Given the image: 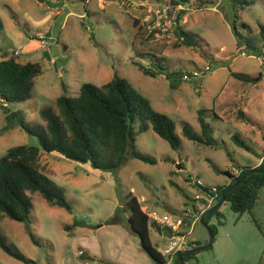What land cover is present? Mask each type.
<instances>
[{"label": "rangeland", "instance_id": "rangeland-1", "mask_svg": "<svg viewBox=\"0 0 264 264\" xmlns=\"http://www.w3.org/2000/svg\"><path fill=\"white\" fill-rule=\"evenodd\" d=\"M128 1L0 0V56L3 49H18L19 61H38L41 65L31 96L25 101L7 102L10 110H21L31 124H44L39 110L54 103L62 82L66 93L76 95L82 82L101 85L115 71L174 121L179 136V144L173 148L150 125L137 131L136 148L155 157L156 162L127 157L113 171L91 168L56 151L42 150L40 169L63 188L71 211L48 203L38 192L29 194L30 225L39 244L32 242L23 222L0 214V231L6 241L36 264H103L108 260L125 264L119 259L126 243L133 246L131 253L135 247L151 264L128 224L129 210L123 207L128 192L139 198L146 212L180 217L185 231L189 230V241L204 235V244L207 228L199 218L193 220L194 211H186L200 203L195 199V193L202 194L197 182L209 186L226 183L230 176L220 170L236 169L237 173L238 165H251L262 152L264 60L259 51L264 40L259 26L264 23V0H252L245 8H235L231 0L184 3L186 12L180 23L193 37L191 45L178 44L173 27L161 31L163 19L156 10L168 0L143 4ZM195 1L205 5L196 8ZM233 18L251 46L237 44ZM132 60L149 68L160 62V69L172 74L162 78L144 73ZM194 70L199 74L194 75ZM199 108L204 109V118L212 128L207 143L182 133L184 123L201 132ZM240 109L246 112L245 119H254L253 126L239 117ZM5 123L0 106V154L14 144H37L36 136L18 125L1 131ZM234 133L247 148L235 141ZM259 193V201L242 213L224 201L219 214L209 220L216 226L213 242L188 257L186 264H264V185ZM74 220L78 224L64 227ZM156 227L153 220L149 222L151 241L164 251L171 239L159 236ZM92 249L98 258L89 262ZM0 264L26 263L0 247Z\"/></svg>", "mask_w": 264, "mask_h": 264}, {"label": "trees", "instance_id": "trees-1", "mask_svg": "<svg viewBox=\"0 0 264 264\" xmlns=\"http://www.w3.org/2000/svg\"><path fill=\"white\" fill-rule=\"evenodd\" d=\"M231 1L235 8L238 6L245 8L252 3V0ZM189 2L190 0H168L170 5ZM204 3L195 1V7L203 6ZM185 12V7L178 11L174 29L178 44L191 45L193 37L180 23V18ZM2 26L3 21L0 16V29ZM231 27L238 45L245 42L243 43L245 46H251L247 37L242 38L243 36L235 25V18L232 20ZM259 27L264 40V23H260ZM132 62L144 73L155 74L162 78H168L172 74L162 71L160 68L163 65L160 62L155 64L154 68H149L137 60H132ZM40 72L41 65L38 61L21 62L14 49L11 52L7 49L2 50L0 106L5 112L6 123L1 131L18 125L27 133L36 136L37 144H14L0 154V214L23 222L27 234L35 244H39V239L30 225L32 206L30 193L38 192L48 203L62 206L69 211L72 209L63 188L40 169L39 157L42 150L56 151L68 159L88 164L91 168L113 171L120 167L127 157H136L151 163L156 162L155 157L143 153L135 146L137 131H142L149 125L159 136L166 139L171 147L176 148L179 144V136L174 130V121L166 113L155 109L146 95L115 71L101 85H96L91 81L82 82L76 95L66 93L65 83L62 82V91L56 96L54 103L39 110L44 124L27 122L21 110H10L6 103L28 99L31 96L35 76ZM235 75L238 74L235 73ZM197 112L201 132L196 133L187 123H184L182 133L190 139L207 143L211 141L212 128L204 118V109L199 108ZM238 114L239 117L245 118L242 109L238 111ZM135 122H138L137 129H135ZM232 137L239 145L248 147L238 134L234 133ZM238 167L239 171L236 174L227 169L220 170L227 173L230 178L228 182L216 185L217 196L211 205L219 199L221 191L230 186L238 177L240 179L236 185L225 192L224 201L229 203L230 208L237 213H242L259 201V191L264 185V171H253L242 176L251 166L238 165ZM255 167L264 168V157ZM197 186L199 190L206 193L211 187L200 182H197ZM141 206L138 197L128 192L123 207L129 210L127 220L131 230L137 234L140 247L150 257L151 264H165L168 257L152 243L149 232V222L152 219ZM194 210L199 211L196 203L191 206V212ZM219 212L218 207L203 218L213 235L216 232V226L209 220L213 214H219ZM76 224L78 222L74 220L64 227L70 228L71 225ZM190 243L192 245L187 249L202 244L198 239L190 240ZM0 247L7 254L26 264H36L34 259L25 256L16 247L10 245L1 231ZM194 254L195 252L184 255L183 260L186 261ZM103 264L121 263L108 260ZM173 264H181L177 256L174 257Z\"/></svg>", "mask_w": 264, "mask_h": 264}, {"label": "built area", "instance_id": "built-area-1", "mask_svg": "<svg viewBox=\"0 0 264 264\" xmlns=\"http://www.w3.org/2000/svg\"><path fill=\"white\" fill-rule=\"evenodd\" d=\"M131 0H129L127 3H130ZM148 0H138L136 3L143 4ZM181 8H184L183 4H175L170 5L169 3L164 2L161 4V6L156 10L158 17L162 18L163 21L159 23L161 31H166L168 28H174V26L177 23V14L178 10ZM174 10L175 13H171V11ZM45 43V42H44ZM15 53H20L18 49H14ZM261 59L264 60V45L260 49ZM241 53L243 54L244 51L241 50ZM205 69H208V66H205ZM194 75H198L199 71L194 70ZM217 196V187L211 186L207 193L202 192V194L195 193V199H199L200 203L197 204V208L199 211L195 210V217L193 220H197L200 216V214L211 205V203L215 200ZM191 210L190 206L188 207V213ZM148 215L151 217V219L159 224L160 226L167 227L171 230L172 236L170 237L171 241L169 245H167L164 248V253H171L170 256H167V261L165 264H172V254L175 253L177 250L180 249H187L190 247L189 239L187 238L186 233L189 232V230L185 231L183 228L184 222L180 217H174L169 214H162L161 216L158 215L154 210L148 212Z\"/></svg>", "mask_w": 264, "mask_h": 264}, {"label": "crops", "instance_id": "crops-1", "mask_svg": "<svg viewBox=\"0 0 264 264\" xmlns=\"http://www.w3.org/2000/svg\"><path fill=\"white\" fill-rule=\"evenodd\" d=\"M105 2V1H104ZM103 1L101 2V6H102V3H104ZM58 12V9L55 11V13H57ZM184 16V15H183ZM181 21H182V19H181ZM48 60H50L51 62H55V60H54V58H50V57H48ZM243 112L245 113L244 115V117H246V112L244 111V109H243ZM241 118V117H240ZM242 120H244L243 118H241ZM245 121L246 122H248V123H250V125L251 124H254L255 122H254V119L252 118V117H250V118H248L247 117V119H245ZM251 126H253V125H251ZM262 138L264 139V135L262 134ZM259 139V138H258ZM263 157H264V143L262 144V152L259 154V158H258V160L256 161V162H254V163H252L251 165H248V166H256L257 164H259L261 161H262V159H263ZM235 174H236V169L233 171ZM139 199V198H138ZM200 202V201H199ZM196 205H197V203H196ZM192 206H194V204H192ZM142 207V206H141ZM145 210V209H144ZM188 210V207L186 208V211ZM188 212V211H187ZM194 212H195V210H194ZM155 224H157L156 222H154ZM158 225V227H156L157 228V230H158V233H159V236H161V237H167V238H170V237H168L165 233H164V230L166 229H164V226H160L159 224H157ZM201 236H203V238L202 239H199V238H196V239H198V240H200L201 241V243H203L206 239H204V235H201ZM194 241H195V239H193ZM190 242V241H189ZM190 245H192L191 243H190ZM124 246H126V247H124ZM123 247V250H122V254H121V257H122V259H119L121 262H123V263H125V264H148V261L147 260H145L144 258H143V256H141L140 254H138V250H136V248L134 247V251L135 252H133V253H131L130 252V249H132L133 248V246L132 245H129L128 243H126L125 245H124ZM157 247V246H156ZM158 248V247H157ZM159 249V248H158ZM93 250V249H92ZM162 253H164V251L162 250V249H159ZM180 250H182V249H180ZM178 251V250H177ZM177 251L175 252V253H173L172 254V264H173V261H174V257H175V255L177 256ZM165 255H167V256H170L171 255V253H164ZM97 255H98V253H96V250L94 249L93 250V252L91 253V254H89V256H87L88 258H90L89 259V262H90V260H93V258H98L97 257ZM106 258H108V257H106ZM125 258H129L130 260L132 259L133 260V263L131 262V261H127ZM129 262H131V263H129ZM100 264V263H99ZM150 264V263H149ZM185 264H186V261H185ZM198 264V263H197Z\"/></svg>", "mask_w": 264, "mask_h": 264}, {"label": "water", "instance_id": "water-1", "mask_svg": "<svg viewBox=\"0 0 264 264\" xmlns=\"http://www.w3.org/2000/svg\"><path fill=\"white\" fill-rule=\"evenodd\" d=\"M253 171H264V168H257L255 166H252L250 168H248L243 174L242 176L250 173V172H253ZM240 179V177L236 178L234 180V182L230 185V186H227L225 187L221 193H220V197L219 199L212 205H210L209 207H207L199 216V221L207 228L208 230V240L206 243L204 244H199V245H196L192 248H189V249H182V250H178L177 251V257L179 258L180 260V263L181 264H185V261L183 260V256L184 255H189L193 252H196L200 249H203L205 247H207L208 245H210L212 242H213V232L211 231L210 227L208 226V224L203 220V218L205 216H207L208 214L212 213L216 208H218L223 202H224V198H225V192L228 191L229 189L233 188L236 183L238 182V180ZM164 233L168 236V237H171L172 236V232L169 228H166L164 230Z\"/></svg>", "mask_w": 264, "mask_h": 264}]
</instances>
